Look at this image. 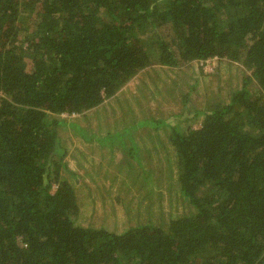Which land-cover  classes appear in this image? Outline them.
Wrapping results in <instances>:
<instances>
[{
    "label": "trees",
    "instance_id": "16d2710c",
    "mask_svg": "<svg viewBox=\"0 0 264 264\" xmlns=\"http://www.w3.org/2000/svg\"><path fill=\"white\" fill-rule=\"evenodd\" d=\"M0 264H264V0H0Z\"/></svg>",
    "mask_w": 264,
    "mask_h": 264
},
{
    "label": "rangeland",
    "instance_id": "374dc122",
    "mask_svg": "<svg viewBox=\"0 0 264 264\" xmlns=\"http://www.w3.org/2000/svg\"><path fill=\"white\" fill-rule=\"evenodd\" d=\"M212 64H213V62L211 63V62H208L204 67H203V69H204V71L205 72H211L212 71V69H213V66H212ZM136 82H135V79H132V80H130L128 83H127V87L129 88V89H132L133 88V86H134V84H135ZM143 107H144V104H143ZM144 109H145V107H144ZM77 115H74V116H72L73 118L74 117H76ZM70 117V116H69ZM67 118L68 120L71 118ZM98 162H99V157H97L96 159H95V163L93 164V163H91V164H93V165H91V166H93V168L96 170V171H98V175L99 176H102V175H104L103 174V169L107 166V165H104V164H98ZM119 162H120V160L117 162V161H113L112 162V164L110 163V169L107 171V172H111L112 170H114L113 168L116 166L117 168L119 167V166H121L122 168L124 167V166H127V165H119ZM132 163V162H131ZM108 164V163H107ZM112 165V166H111ZM131 167H133L134 165H130ZM113 167V168H112ZM129 167V166H128ZM120 169V168H119ZM125 174L126 173H122L121 171L117 174V175H114L113 173H106L105 174V178H107L109 181V183L107 182V183H104V180H105V178H100L99 180H95L96 181V186H98V187H100V188H105V189H100V190H98V192L100 193V194H106L107 196H109V192H108V190H107V188L110 186V184L116 179V180H118V181H121V182H124L125 181ZM92 176H95L96 174H91ZM113 180V181H112ZM114 182H116V181H114ZM126 182V181H125ZM104 183V184H103ZM129 184H131V183H128V185ZM150 185L152 184V183H149ZM152 191H153V189H152Z\"/></svg>",
    "mask_w": 264,
    "mask_h": 264
},
{
    "label": "built area",
    "instance_id": "2783aa9c",
    "mask_svg": "<svg viewBox=\"0 0 264 264\" xmlns=\"http://www.w3.org/2000/svg\"><path fill=\"white\" fill-rule=\"evenodd\" d=\"M215 59L214 58H212V59H207V60H204L203 62H200L202 65H203V67L208 63V62H213ZM75 114H71V115H69L70 117H72V116H74ZM61 116H63V117H67L68 115L67 114H62Z\"/></svg>",
    "mask_w": 264,
    "mask_h": 264
},
{
    "label": "crops",
    "instance_id": "0c3cea01",
    "mask_svg": "<svg viewBox=\"0 0 264 264\" xmlns=\"http://www.w3.org/2000/svg\"><path fill=\"white\" fill-rule=\"evenodd\" d=\"M137 80L135 79V82H136Z\"/></svg>",
    "mask_w": 264,
    "mask_h": 264
}]
</instances>
